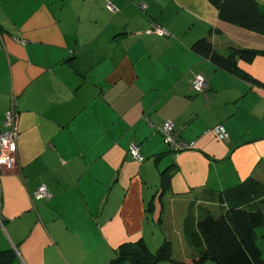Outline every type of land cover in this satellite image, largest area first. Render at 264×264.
<instances>
[{
  "label": "crops",
  "instance_id": "crops-1",
  "mask_svg": "<svg viewBox=\"0 0 264 264\" xmlns=\"http://www.w3.org/2000/svg\"><path fill=\"white\" fill-rule=\"evenodd\" d=\"M122 1L111 0L123 11L112 15L104 0H0V122L14 100L20 135L17 169L0 172V252L12 251L10 264H112L141 239L153 253L167 242L183 260L187 217L221 212L219 194L247 179L264 186V89L190 49L206 37L220 53L264 51V36L221 22L205 0ZM153 21L169 37L146 34ZM72 52L91 84L63 64ZM239 65L264 83V56ZM194 74L206 78L199 95ZM144 118L173 122L194 149L169 152ZM217 125L227 141L209 131ZM131 142L142 164L128 158ZM169 166L161 196L158 172ZM41 185L47 202L32 198Z\"/></svg>",
  "mask_w": 264,
  "mask_h": 264
},
{
  "label": "trees",
  "instance_id": "trees-1",
  "mask_svg": "<svg viewBox=\"0 0 264 264\" xmlns=\"http://www.w3.org/2000/svg\"><path fill=\"white\" fill-rule=\"evenodd\" d=\"M126 1L127 0H125V2ZM205 1L215 9L217 17L221 22L264 36V6L259 4L257 0ZM104 2V7L110 14L119 15L123 12L122 8L113 5L111 0H104ZM125 2L122 1L124 4ZM124 6L126 5H122V7ZM138 7L142 11L145 9V5L142 2L139 3ZM157 31H164L165 34H160ZM145 33L149 35H159L163 38L169 37L168 32L154 21L149 24ZM121 35H124V33ZM190 49L203 61L213 65L214 68L234 75L244 82L249 83L251 86L264 89L263 82L243 72L239 65V63L245 65L251 64L256 57L264 56V51L233 46L229 47L225 53H220L210 39L206 37L196 39ZM74 58L75 56L72 52L63 60V64L69 65L73 75L78 78V84L84 82L91 84L88 80V72L81 73L80 70L76 69V67L71 64ZM197 76L204 79V88H206V78L202 74H194L192 76L190 82L191 91L199 95L202 94L205 89L197 91L194 88L193 82ZM79 87L80 85L74 86V90H77ZM98 97L100 98L101 96L99 95ZM13 111L17 117L16 132L18 138L16 145L18 146L20 136L18 129L19 111L17 109V103L14 102V100L10 109L4 114L0 122L2 127L0 133L12 130L11 126L5 125V121L7 114ZM144 120L152 129L153 134L160 137L161 142L167 147L169 152L179 153L194 149L195 143L184 140L179 135L173 122L167 121L174 125L170 137L172 141L169 143L167 141L168 137L162 131L166 122L154 124L147 118H144ZM217 128H223V130H225L223 126L217 125L209 131H212V134L214 133L213 135H215L219 141H227V131L225 130L227 137L220 139L215 133ZM132 145L137 148L138 155L141 157L140 160H137L131 154L130 147ZM17 152L18 149L16 148V157ZM127 155L129 159L138 164H142L146 160V157L141 153L140 145L136 142H131L129 144ZM172 167L173 166H169L158 172V181L160 182L161 188H163V190H161L162 193L160 192L161 196H163L165 191L169 188V183L173 176L171 173ZM45 189L47 190L46 187ZM47 192L49 194L48 197L36 200L33 194L32 198L35 202H47L51 197L50 192L48 190ZM219 196H221L222 199L220 205L224 207L221 212L216 211V214L219 215H214V213L210 211H205L196 218L195 222L191 215L185 219V238L191 249V256L189 258H183V260L174 259L172 257L173 249L167 242L153 253L146 247L144 240L141 239L135 244L121 245L117 250L116 261L113 260L112 264H124L125 262L128 264H156L162 260H167L172 264H264V259L258 246V239L261 233H264V186L250 178L220 193ZM150 212L151 209L147 208V214ZM12 256V251H1L0 264H10Z\"/></svg>",
  "mask_w": 264,
  "mask_h": 264
},
{
  "label": "built area",
  "instance_id": "built-area-1",
  "mask_svg": "<svg viewBox=\"0 0 264 264\" xmlns=\"http://www.w3.org/2000/svg\"><path fill=\"white\" fill-rule=\"evenodd\" d=\"M160 34H165L164 31H157ZM199 84L200 87L197 91H200V89L205 86V81L202 77L197 76L193 82V86L195 88L194 84ZM16 115L13 112H9L7 114V118L5 121V125L6 126H11L12 130L11 131H7V132H2L0 133V158H5V162L4 163H0L1 166H5L4 169L10 170L14 167V165L17 167V157H16V148H17V132H16ZM168 129V130H167ZM163 133L168 137V142L170 143L171 140V133H172V123L171 122H166L164 124V127L162 129ZM171 132V133H170ZM170 133V134H169ZM215 133L217 134V136L220 139L226 138L227 137V133L225 132V130H223V128H217L215 130ZM130 151L131 154L133 155L134 158H136L137 160H140L141 157L138 155L137 152V148L132 145L130 147ZM132 152L136 153V155H134ZM36 200L42 199L44 197H48L49 194L47 192V190L45 189L44 186H41L37 189V191L34 194Z\"/></svg>",
  "mask_w": 264,
  "mask_h": 264
},
{
  "label": "rangeland",
  "instance_id": "rangeland-1",
  "mask_svg": "<svg viewBox=\"0 0 264 264\" xmlns=\"http://www.w3.org/2000/svg\"><path fill=\"white\" fill-rule=\"evenodd\" d=\"M195 85V89H199L200 87H198V86H200L199 84H194ZM203 89H205L204 87H203ZM202 88L200 89V91H202L203 90ZM173 127H174V125L172 124V132H173ZM168 130V129H167ZM171 133V132H170ZM169 133V134H170ZM183 152V151H182ZM134 155H136V153H134V152H132ZM181 153V152H180ZM137 156V155H136ZM5 168V166L3 167V166H1L0 165V172H14L16 169H17V167L14 165V167L12 168V169H10V170H7V169H4ZM214 213V215H219V214H216V212H213ZM259 235V234H258ZM262 240H264L263 238L259 241V242H261ZM175 247H178V245H176L175 244ZM262 250H263V253H264V244H263V246H262ZM183 252V255H186L187 256V251H186V254H184V251H182ZM178 256V255H177ZM180 257V256H179Z\"/></svg>",
  "mask_w": 264,
  "mask_h": 264
},
{
  "label": "clouds",
  "instance_id": "clouds-1",
  "mask_svg": "<svg viewBox=\"0 0 264 264\" xmlns=\"http://www.w3.org/2000/svg\"><path fill=\"white\" fill-rule=\"evenodd\" d=\"M5 162V158H0V163H4Z\"/></svg>",
  "mask_w": 264,
  "mask_h": 264
}]
</instances>
